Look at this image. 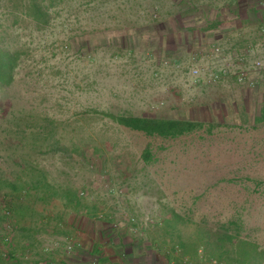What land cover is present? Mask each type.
<instances>
[{"label":"rangeland","instance_id":"rangeland-1","mask_svg":"<svg viewBox=\"0 0 264 264\" xmlns=\"http://www.w3.org/2000/svg\"><path fill=\"white\" fill-rule=\"evenodd\" d=\"M1 1L10 7L4 5L6 12L0 11V44L20 54V59L14 84L0 92V115L8 118L24 111L46 121L52 133L49 143L57 140L60 145L35 156V169L43 172L50 185L84 194L82 217L106 218L113 216L115 208L118 214L149 222L174 221L166 230L179 241L189 244L203 235L211 249L226 226L236 221L242 225L240 241L253 243L264 256V119L258 120L264 105L244 111L236 107L227 111L223 106L210 112L208 103L214 96L188 89L184 72L161 65L162 60L171 59L159 41L162 36L169 41L160 26L171 18L172 0H144L153 10L158 6V12L149 13L150 17L145 13L141 20L147 31L136 42L125 43L111 36L128 33L98 35L91 30L97 18L92 1L38 0L52 17L44 29H37L26 17L32 0ZM119 2L125 6V0ZM109 9L102 6L100 10L102 25L128 20L124 13L108 15ZM138 18L132 16V21L141 23ZM106 114L190 120L204 128L175 141L149 138L119 126ZM16 142L3 134L0 137V171L12 179L18 168L10 158L12 150L7 149ZM74 142L96 144L105 152L88 153L85 159L71 151ZM147 147L154 158L149 164L142 159ZM47 210L67 219L79 216L58 197L48 204H35L23 217L17 213L10 234L16 254L24 261L34 263L28 250L36 238L25 232L23 224ZM50 229L56 237L44 233L47 237L31 251L52 260L59 250L58 259L69 260L62 246L45 251L63 231L59 226ZM197 250L204 257L212 253L202 247ZM222 250L223 259L214 257L212 262L240 264L242 257L231 244H224Z\"/></svg>","mask_w":264,"mask_h":264},{"label":"crops","instance_id":"crops-1","mask_svg":"<svg viewBox=\"0 0 264 264\" xmlns=\"http://www.w3.org/2000/svg\"><path fill=\"white\" fill-rule=\"evenodd\" d=\"M88 1L96 4L97 9L91 30L98 35L102 31L128 33L125 37L112 35L118 43L136 42L141 33L147 31L142 21L144 14L147 13L148 17L159 9L156 6L154 11L151 3L146 5L144 0H125V6L120 0ZM4 5L10 7L8 2L5 4L0 0L2 13L6 12ZM102 6L110 8L108 15L115 17L124 13L128 20L121 25H102L99 19ZM147 8L150 9L144 11ZM132 16L139 17L141 23L132 21ZM170 17L160 26L164 35L168 33L169 41L162 36L159 46L164 47L165 54L171 57V68L178 70L176 67L181 66L178 71L184 72L193 54L199 53L207 60L214 48L220 47L225 51L227 61L249 70L248 80L243 84L238 83L233 73L214 84L187 87L216 98L208 103L210 112L223 109V106L227 111L233 107L236 111H244L245 107L264 105V0H172ZM93 38L97 40L99 37ZM164 61L161 62L163 67ZM257 61L263 62L262 69L254 68ZM184 62L186 65L182 66ZM112 211L113 216L106 218L77 215L74 219H67L56 215L53 210H47L43 215H31L23 224L25 232L37 239L28 250L29 256L34 255L36 264H90L95 258L99 264H217L206 261L197 249L184 248V243L172 231L166 230L174 221L156 219L149 222L148 219L118 214L115 208ZM57 226L63 228L59 232L60 240L71 239L77 244L75 252L69 260L58 259L59 250L53 253L52 260L36 256L31 250L37 247L38 240L47 237L44 233L55 238L56 231L50 228L56 230ZM179 245L182 250L178 252Z\"/></svg>","mask_w":264,"mask_h":264},{"label":"trees","instance_id":"trees-1","mask_svg":"<svg viewBox=\"0 0 264 264\" xmlns=\"http://www.w3.org/2000/svg\"><path fill=\"white\" fill-rule=\"evenodd\" d=\"M26 17L35 23L37 29L48 27L52 20L49 8L42 6L38 0H32V4L26 12ZM19 59L20 54L6 49L0 44V92L6 91L14 84L15 69L18 66ZM29 114L24 111H15L8 118L0 115V137L3 134L5 138L17 141L7 150H12L13 155L10 158L18 168L13 179L0 171V264H36V262H28L19 258L12 241L10 244L4 241L7 232L10 229L12 230V223H17L15 220L17 213L23 217L32 212L35 204H48L56 197L65 200L66 205L79 212V215L86 208L82 203L81 194H78L76 190L63 187L56 188L45 179L43 172L36 171L34 157L50 152L54 146L60 145V141L56 140L55 144L49 143L52 133L45 126L46 121L37 115ZM106 117L111 118L127 130L142 133L149 138L158 137L171 141L204 128V124L190 120L115 116L112 114H106ZM263 119L264 112L258 120ZM212 128L210 127L209 132H212ZM56 134H60L59 127L56 129ZM71 151L85 159L88 153L100 156L105 152L96 144L83 145L80 143L79 145L75 142L71 145ZM142 159L146 164L154 160L149 147L144 150ZM175 217L177 216L175 215ZM6 225L10 226L9 230ZM232 230L236 231V235L229 234ZM241 230V223L231 221L229 226H226V232L216 239L214 249H211L210 241L203 235L197 241H190L189 244L185 242L184 248L194 250L202 247L205 248L206 252L208 250L209 252L212 251V253H209V257H205L206 261L211 263V261H214V257L223 259L224 251L222 249L224 244L228 243L236 248L238 255L242 257L240 264H263L264 256L258 251L257 246L250 242L240 241ZM2 250L8 251L7 257L3 256Z\"/></svg>","mask_w":264,"mask_h":264},{"label":"built area","instance_id":"built-area-1","mask_svg":"<svg viewBox=\"0 0 264 264\" xmlns=\"http://www.w3.org/2000/svg\"><path fill=\"white\" fill-rule=\"evenodd\" d=\"M163 64L165 67H169V65L171 66V61L165 60ZM180 68L181 66L176 67V69L178 70H180ZM254 68L258 70L262 69L263 62H255ZM233 73L236 74L237 81L240 84H243L248 80V68L239 66L234 62L232 63L230 61H227L225 57V51L220 47H215L213 53L208 57L207 60L203 55H200L199 53L193 54L188 67H186V70L184 71V75L187 76L188 82H186L188 83V87H196L206 83L214 84ZM253 84L254 83H252V85ZM83 195L84 194H82V196ZM6 228L9 230L10 226H6ZM4 241L7 244L11 243L12 236L10 232L6 235ZM61 246L65 254L68 256L72 255L77 248V244L71 239H57L50 247L47 246L45 248V251L49 252L54 249H58ZM2 254L4 257H7L8 251L2 250ZM90 264H99L98 258L92 260Z\"/></svg>","mask_w":264,"mask_h":264}]
</instances>
